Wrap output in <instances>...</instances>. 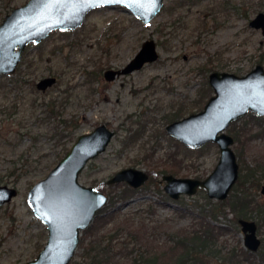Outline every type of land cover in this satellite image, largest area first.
Masks as SVG:
<instances>
[{"label": "rangeland", "instance_id": "obj_1", "mask_svg": "<svg viewBox=\"0 0 264 264\" xmlns=\"http://www.w3.org/2000/svg\"><path fill=\"white\" fill-rule=\"evenodd\" d=\"M26 1L0 0V23ZM261 10L264 0H164L159 12L143 22L122 5L97 7L81 25L54 29L38 43H27L20 80H15L18 67L0 79V184L17 189L0 203V264L24 263L44 246L48 230L28 205L27 192L81 133L100 123L115 134L106 149L86 163L81 183H107L117 170L129 166L155 176L137 187L134 196L114 204V215L103 224L91 229L93 220L82 230L71 261H82L91 242L101 239L100 246H110L105 264H129L140 251L161 249L160 244L194 225L190 214L176 208L203 204L206 190L173 199L164 191L162 175L204 178L218 161L219 147L207 142L189 148L165 127L203 107L213 93L211 89L207 96L205 89L211 71L242 75L258 63L264 66V33L248 24ZM146 39L155 42L156 60L112 80L104 77L106 69L121 68L132 59ZM50 75L56 77L54 83L44 89L36 86ZM48 99L56 103V118L47 114ZM250 112L236 119L233 130L232 122L226 129L233 137L236 132L239 141L248 137L238 159L239 173L242 166L264 163V127L252 123ZM136 129L140 133L128 141ZM240 144L234 140L235 152ZM259 175L249 194L263 202L264 176ZM118 187L107 183L102 191L109 196ZM232 215L218 221L231 224ZM250 215L255 220L264 217L263 212ZM238 230L219 237L217 255H226L234 245L245 247L240 226ZM257 232L264 240V223ZM94 244L100 250L98 241ZM260 251L262 246L248 258L238 256L243 264H264Z\"/></svg>", "mask_w": 264, "mask_h": 264}, {"label": "water", "instance_id": "obj_2", "mask_svg": "<svg viewBox=\"0 0 264 264\" xmlns=\"http://www.w3.org/2000/svg\"><path fill=\"white\" fill-rule=\"evenodd\" d=\"M164 0H27L14 7L0 23V75L13 73L27 43H38L54 29H73L97 7L122 5L143 22L150 21L161 9ZM249 26L264 33V11H258ZM158 58L155 42L146 39L138 52L121 68H108L104 77L112 80ZM55 76H46L36 86L44 89L54 83ZM208 83L213 93L203 107L166 125V131L189 148L214 142L219 158L204 178L162 175L164 191L173 199L192 195L199 187L210 198L225 199L239 176V162L232 147L234 137L226 132L231 122L248 111L264 116V66L256 64L245 74L211 71ZM115 131L100 123L89 132L81 133L48 174L35 182L27 192V203L46 225L48 236L37 255L21 264H68L86 229L108 195L93 185L80 182L86 163L103 152ZM148 172L124 167L107 179V183L126 182L136 188L148 179ZM264 193V185L261 188ZM17 189L0 184V203L8 201ZM244 245L256 250L260 245L254 220L239 217Z\"/></svg>", "mask_w": 264, "mask_h": 264}, {"label": "trees", "instance_id": "obj_3", "mask_svg": "<svg viewBox=\"0 0 264 264\" xmlns=\"http://www.w3.org/2000/svg\"><path fill=\"white\" fill-rule=\"evenodd\" d=\"M20 65L21 64L19 63L15 78L16 81L20 80L21 78L17 77L20 73ZM3 76V74L0 75V79L3 78ZM205 87L207 92L205 93L208 96L210 93L209 91L212 88L209 83H207V85L205 84ZM44 104L47 108L46 111L48 116H53L56 118L59 111L56 108L54 99H48L44 102ZM201 106L202 105H200V107ZM249 115L253 118V120H255L252 123H259L261 128L264 127L263 116H259L255 112H250ZM235 122L236 120L231 123V130H233ZM139 133L140 129L134 130L129 134L127 140L130 141L133 136H135L136 139ZM235 133L234 140L241 142L240 147L236 149L238 159L240 160L243 155V146L246 144L248 137L245 140L241 139L239 141V137L237 134L235 135ZM63 155L64 154L60 155V158ZM240 170L241 171L239 173L237 182L225 199L214 200L207 195H203L205 199L203 204L195 203L190 207L176 208L177 212L182 211L183 213L190 214L192 220L194 221V225L190 226L188 229H182L181 232L177 234V236L167 243L160 244V246H162L161 249L149 250L147 248L148 250L140 251L139 255L137 257H133L129 264H162L161 261H163L165 264H243V259L238 255L240 254L242 257L244 256L245 258H248V256L253 254L243 246L238 248L237 245H234L228 249L226 255L216 254V251L220 253V248L217 247L216 243L219 237L226 233L239 231V224L237 222L238 217L248 218L251 216L250 212H257L259 214L262 212L264 213V199L263 202H261L255 199L252 194H249L250 187L254 181V176L257 173H260L259 176H264V163L261 165L253 164L252 167L248 168L247 166L245 169L244 166H242V169L240 167ZM152 174H149V182H151L155 176L154 173ZM255 180H258V178H255ZM105 184L107 183L101 181L98 184L96 183L94 186L103 190ZM117 185L119 186V191L109 194L107 203L99 211H97L94 218L95 221H93L95 224L90 227L91 229L100 226L104 223V221L114 215V204L134 196L137 192V188L130 186L126 182H117ZM229 212L233 214L231 217L233 223L228 224L218 221L220 216L226 217L227 213ZM259 218L260 217H258V219ZM263 220L264 217L260 218V220H257L260 226L261 223H263ZM95 241H98L100 250L97 249L96 245L94 244ZM95 241L91 242L92 245L90 248H84L86 250L82 255V261H70L68 264H105L110 256V246L106 243H103L100 246L101 239H95ZM214 257L219 259L215 261L210 260ZM221 260H224V262Z\"/></svg>", "mask_w": 264, "mask_h": 264}, {"label": "flooded vegetation", "instance_id": "obj_4", "mask_svg": "<svg viewBox=\"0 0 264 264\" xmlns=\"http://www.w3.org/2000/svg\"><path fill=\"white\" fill-rule=\"evenodd\" d=\"M4 75V74H3ZM37 83V82H36ZM239 177V176H238ZM237 182V181H236ZM235 182V183H236ZM235 185V184H234ZM233 185V186H234ZM264 185V184H263ZM233 188V187H232ZM261 188H262V185H261ZM231 191V190H230ZM260 191H261V189H260ZM230 193V192H229ZM261 193H262V191H261ZM263 195H264V193H262ZM229 195V194H228ZM248 219H252L251 218V216L250 217H248ZM252 220H254L255 222H256V224H257V231H258V228H259V223L257 222V219L255 220V219H252ZM237 222H238V219H237ZM263 223H264V220H263ZM240 226V225H239ZM261 226H262V223H261ZM260 226V227H261ZM256 231V232H257ZM257 235H258V232H257ZM258 237L260 238V245H259V247L256 249V250H251V249H249L248 248V251L250 252V253H256L260 248H261V246H262V248H264V245H263V242H264V240L263 239H261V237L258 235ZM246 248V247H245ZM262 250V249H261ZM264 253V251L263 252H259V256H261L262 254ZM264 258V257H263Z\"/></svg>", "mask_w": 264, "mask_h": 264}]
</instances>
